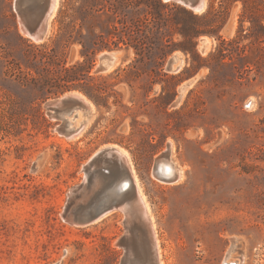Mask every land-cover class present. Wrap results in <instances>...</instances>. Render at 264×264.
Instances as JSON below:
<instances>
[{"label": "rangeland", "instance_id": "374dc122", "mask_svg": "<svg viewBox=\"0 0 264 264\" xmlns=\"http://www.w3.org/2000/svg\"><path fill=\"white\" fill-rule=\"evenodd\" d=\"M13 2L0 0V264L122 262L123 212L85 226L61 218L83 167L111 145L128 157L160 264H222L225 257L264 264V0H206L205 16L191 12L196 20L174 2L159 17L153 0H57L38 43L18 31ZM180 28L207 32L189 43ZM135 36L144 41L141 51L130 45ZM221 40L230 44L220 48ZM116 49L121 58L96 73L98 54ZM177 51L182 70L165 72ZM42 52L51 59L40 61ZM75 63L89 67L76 88L42 89L15 77L50 76L44 68ZM193 76L176 104L179 85ZM73 92L89 104L66 112L69 123L87 118L80 136L68 139L45 103ZM85 92L98 94L97 104ZM168 142L181 175L173 182L153 172Z\"/></svg>", "mask_w": 264, "mask_h": 264}, {"label": "water", "instance_id": "95a60500", "mask_svg": "<svg viewBox=\"0 0 264 264\" xmlns=\"http://www.w3.org/2000/svg\"><path fill=\"white\" fill-rule=\"evenodd\" d=\"M162 1L164 3L174 2L193 14L200 15L206 10L205 0ZM13 9L16 13L20 34L23 32L28 40L35 43H38L36 42L38 40H42L46 33V20L52 15V0H14ZM206 45L207 36L200 37L196 46L199 54L205 53ZM118 51L116 49L100 52L97 57L98 65L95 67V72H106L111 64L119 59ZM181 54V52L177 51L170 56L165 64V72L177 74L182 70L184 59L182 62ZM195 80L196 76H193L182 82L179 85L180 90L189 88ZM71 101L70 98H65L61 95L45 103L46 114L51 119L61 120V124L57 128L62 130L66 137H71L75 130L65 117L66 112L74 106ZM244 108H250V101L244 103ZM114 152L115 149L112 146L103 147L83 167L85 174L83 182L69 189L66 206L61 214V218L64 221H69L76 225H87L122 205L127 208L134 195V189L127 170L118 162ZM170 154V148L166 145V150L154 161L157 176L166 181L169 179L160 174L158 166L170 160ZM37 167L38 162L33 165V169ZM136 229L137 227L134 224L129 225V235L122 238V241H125V245L128 244L127 241L131 236L135 235L136 237L138 235ZM139 232L143 236L144 229L140 227ZM127 258L125 256L120 264H127Z\"/></svg>", "mask_w": 264, "mask_h": 264}, {"label": "bare ground", "instance_id": "6f19581e", "mask_svg": "<svg viewBox=\"0 0 264 264\" xmlns=\"http://www.w3.org/2000/svg\"><path fill=\"white\" fill-rule=\"evenodd\" d=\"M56 1L57 0H52V13H53L54 8L56 6ZM50 17L46 20V25H45L46 32L48 29L47 24L49 23ZM21 34L26 37V35L23 32H21ZM45 36H46V33H45ZM43 39L44 38H42V40ZM42 40H40V41L38 40V41L41 42ZM62 97L70 98L72 100L71 102L74 104L73 108H75L77 106V104H78L77 100H80L82 102L81 105L85 104L86 107H88V104H89V103L88 104L86 103L87 101H86L85 97H83L82 95H80L79 93H76V92L67 93L65 95H62ZM49 101H51V100H49ZM176 102H177V100H176ZM250 105H251V100H250ZM87 112H88V110L85 108V114H87ZM69 114H71V113H69ZM86 122L87 121L76 122V123L70 122L69 123L70 126L75 128V130H74L72 136L67 137V138L68 139L69 138H72V139L78 138V136H80V134L84 130V128H85L84 125L86 124ZM114 153H115V157L118 160V162H120V164H122V166L125 167V169L127 170L128 174H129V177H130V180L132 182L133 189H134V195L132 196V199L130 200L129 204L127 205V208L126 207L124 208L123 207L124 205H122L118 209H114V210L109 211L108 213H106L102 217L98 218L97 220L103 218L106 215H109V213L111 214L114 212H123V214L125 215L124 221H125V225H126V231H125L124 236L129 235L128 227H129V225H132V224H134L135 227H137L136 233L138 234V235L136 234L137 235L136 237H135V235L133 237L131 236V238L127 241L128 246L125 245V241H122V239L119 240V244L122 245L124 247V249L126 250L125 256L128 257L127 258V264H160L161 261L159 260V254H158L159 250H158L157 240H156L155 234H154V232H155L154 223H153L152 217L149 215V211H148L149 209H148L146 202L144 200V196L141 194V191L139 190V188L135 182V178L133 176L128 157L124 152L118 151L117 149H115ZM153 172L157 176L156 171L153 170ZM159 172L162 176L169 179L168 182L178 181L180 179V176H181L180 173L178 172V170L176 169V167H174V169H172V171L164 170V168L160 167ZM157 178H159V177H157ZM172 178H174V179H172ZM97 220H95L94 222H96ZM67 223L72 224L69 221ZM73 225H76V224H73ZM77 226H85V225H77ZM140 227L142 229H144L143 236L139 232ZM140 236H142L141 238H143V239H141ZM143 250H144V252H143ZM230 250L231 249H229V251ZM229 251H228V253H229ZM223 262H224V264H230V263L236 264V261H229L228 262V260H226V257L224 258Z\"/></svg>", "mask_w": 264, "mask_h": 264}, {"label": "trees", "instance_id": "16d2710c", "mask_svg": "<svg viewBox=\"0 0 264 264\" xmlns=\"http://www.w3.org/2000/svg\"><path fill=\"white\" fill-rule=\"evenodd\" d=\"M153 2L155 4V8L157 9V16L159 17L161 16V12L169 7L168 3H164L161 0H153ZM145 3H147V0ZM172 6H173L172 8L175 9L177 12L183 14L185 18H190L192 20L198 19L195 15L185 10L184 8L177 7L174 5ZM220 14H221V11H216V13H214L213 15H220ZM201 16H205L204 13H202ZM178 31L180 35L183 37L184 41H187L189 43H192V40L196 38L200 32H207L206 30H193L192 32H189L183 28L178 29ZM121 41L123 40L119 38L118 42H121ZM129 41L132 42V44L130 45L134 49H139L141 51V49L144 47L143 46L144 41H142L140 37L135 36ZM92 44L95 45V42H93ZM117 44L118 43H116L115 46H117ZM227 44H230V43H226L224 40H221L219 42L220 48L226 46ZM219 46L217 49L218 52L220 53L219 55L222 56V58H224L225 56H223L224 54L222 53L223 49H220ZM82 47H83V50H86L84 45H82ZM43 48H47V47L44 46ZM176 48H180L183 52L188 50L182 45L176 46ZM92 51L94 50L92 49ZM189 51L191 52L193 56L198 57V55L193 51V48L189 49ZM48 57L49 59H51L50 55H46L44 52H42L40 61L43 58H48ZM41 63H44V62H41ZM56 65H58V63ZM44 70L46 71V73L50 74V76H47V75L40 76L41 74H38L39 77H35L29 73H27V75L21 74V72L18 71L15 77L17 81L22 85H33V86H38L39 88L42 87V89L46 87V85H48L49 88H52V87L69 88L70 86H74L76 88V87H79L80 85L79 82L83 80L84 78H86V74L89 71V67L86 68L81 63H75L71 65L70 67L61 66L60 68L53 70V71L49 70L48 68H44ZM76 82L78 83V85H75ZM85 93L89 98L94 100V102L97 104L98 101L96 100V98L97 97L100 98L98 94H91L88 92H85ZM30 104H33V102H30Z\"/></svg>", "mask_w": 264, "mask_h": 264}, {"label": "flooded vegetation", "instance_id": "af4514ba", "mask_svg": "<svg viewBox=\"0 0 264 264\" xmlns=\"http://www.w3.org/2000/svg\"><path fill=\"white\" fill-rule=\"evenodd\" d=\"M206 47H207V45H206ZM205 52H206V50H205ZM116 61H117V60H116ZM116 61H115V62H116ZM115 62H113V63L111 64L110 67H112V66L115 64ZM181 66H182V65H181ZM110 67H109V68H110ZM109 68H108V69H109ZM179 90H180V88H179ZM183 92H184V90H180V95H179V97H177V102H176V104H178L179 99H180L181 95L183 94ZM76 93H78V92H76ZM77 103H78V104H77V106H76L75 108H82V105H81L82 102H81L80 100H77ZM83 105H84V107H86L85 104H83ZM82 110L84 111L83 113L85 114V108H83ZM87 110H88V109H87ZM75 116H76V114H75ZM82 121H87V119L81 120L80 122H82ZM168 143H169V144H168ZM168 143H167V145L169 146L170 151H171V147H172L171 145H172V143H171V142H168ZM111 146L113 147L114 145H111ZM114 147H115V148H114ZM114 147H113V148H114V149H117L118 151H121V152L124 151L123 149H121V148H119V147H117V146H114ZM160 167H161V168H164V170L172 171V169H174L175 166L172 164V162H170V160H168V161H166L164 164L159 165V166H158V169H159ZM176 169H177V168H176ZM153 170L156 171V167H154ZM177 170H178V169H177ZM178 172H179V170H178ZM172 179H174V178H172Z\"/></svg>", "mask_w": 264, "mask_h": 264}]
</instances>
